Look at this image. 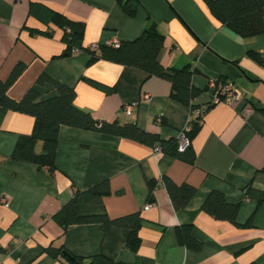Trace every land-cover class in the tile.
Listing matches in <instances>:
<instances>
[{"label": "crops", "instance_id": "0c3cea01", "mask_svg": "<svg viewBox=\"0 0 264 264\" xmlns=\"http://www.w3.org/2000/svg\"><path fill=\"white\" fill-rule=\"evenodd\" d=\"M137 1L139 8L130 17L117 0H0V79L6 80L21 62L26 69L9 89L13 99H20L46 72L73 88L75 105L95 120L136 123L163 139L178 138L190 130L193 112L171 99L167 80L107 60L89 64L91 56L84 51L66 56L63 31L28 10L37 3L83 22L85 48L133 41L155 23L164 36L158 62L166 69L194 67L192 84L200 91L194 104L209 106L191 142L194 163L129 139L63 126L57 170L49 174L34 164L11 160L18 139L31 134L34 118L0 109V198L9 201L8 207L0 204V264H71L62 254L49 255V247H64L83 259L80 264H92L99 256L122 264H264V33L237 36L211 15L203 0ZM249 51L259 53L262 64L249 57ZM212 79L232 83L241 101L210 105ZM92 81L115 91L106 93ZM38 91L41 100L57 95L50 85ZM126 106L132 107L130 113ZM246 108L251 109L248 115L243 114ZM164 177L195 188L184 209L174 210ZM103 181L110 194L79 196L78 214L116 219L138 212L142 227L136 252L126 244L125 228L103 231L98 224H83L64 231L54 218L74 191H87ZM149 181L157 183L153 202ZM212 191L238 205L236 224L202 210ZM148 203L153 206L145 210ZM184 225L191 226L192 237L202 244L199 250L179 243L177 228Z\"/></svg>", "mask_w": 264, "mask_h": 264}, {"label": "trees", "instance_id": "16d2710c", "mask_svg": "<svg viewBox=\"0 0 264 264\" xmlns=\"http://www.w3.org/2000/svg\"><path fill=\"white\" fill-rule=\"evenodd\" d=\"M211 15L219 23L231 30L241 38L256 37L264 33V0H203ZM122 11L130 16H135L139 2L137 0H117ZM28 14L53 22L62 31V40L65 43L64 54L71 55L75 51H84L90 54L89 64L98 60H107L122 66L132 67L143 71L147 77H158L167 80L171 85L170 97L174 101L188 107L191 112L198 106L194 101L200 91L192 84V77L197 70L191 65L183 68H164L158 62V54L163 48L164 36L155 23H150L133 41L120 43L119 48L110 44L99 45L97 51H90L82 46L85 24L74 21L51 9L37 3H31ZM32 34L50 35V31L31 30ZM248 56L262 64V57L255 51H249ZM26 69L24 63H17L6 80L0 79V109L11 110L34 118V126L30 135L21 136L14 148L11 160L21 163H30L37 166L38 170L47 171L49 174L56 172L55 157L58 146L59 130L61 127H70L80 130L96 131L104 135L136 141L147 146L159 147L160 151L173 157L194 163L195 152L192 148V139L200 128L199 119H193L190 130L185 132L188 145L179 150L178 138L163 139L156 134L148 133L136 123L120 125L117 121L105 122L95 120L91 114L79 109L75 101V90L51 78L42 72L34 84L18 100L9 96V89ZM95 87L101 88L106 93L115 91L114 87H105L96 82H91ZM50 85L56 90L57 95L41 100L39 86ZM209 106L207 107V109ZM41 150H37L38 144ZM163 186L166 189L175 211L184 209L195 195V188L187 185H176L169 178L164 177ZM149 189V202H153V189L157 186L154 181L147 183ZM105 196L110 194L107 181H103L87 191H74L71 199L54 215L64 231L71 225L98 224L103 231L111 226L122 227L129 231L126 244L136 252L141 241L139 231L142 227L140 214L133 213L124 217L110 219L106 215L80 216L77 211L78 198L81 195ZM202 210L216 220L228 221L236 224L238 205L228 202L224 195L212 191L202 205ZM178 241L188 249L197 251L202 244L196 241L191 234V226L184 225L177 228ZM62 252H67L64 247H49L47 253L57 257ZM68 253V252H67ZM74 257V256H73ZM71 264H80L82 258L75 257ZM92 264H122L113 262L105 257H94Z\"/></svg>", "mask_w": 264, "mask_h": 264}, {"label": "built area", "instance_id": "2783aa9c", "mask_svg": "<svg viewBox=\"0 0 264 264\" xmlns=\"http://www.w3.org/2000/svg\"><path fill=\"white\" fill-rule=\"evenodd\" d=\"M114 48H119L120 43L119 42H114L112 44ZM99 48V46L97 44H92L88 47V49L90 51H97ZM208 88L212 91V100L210 105H214L220 102H225L228 104H233L237 101H241L242 96L239 93V91H237L234 86L232 85V83H230L229 81H223L220 79H212L209 81L208 83ZM208 105H203L200 106L199 108L195 109L193 111V119H199V122L201 123L202 120V116L205 113V111L207 110ZM132 110L131 106H126L125 107V111L127 113H130ZM251 112L250 108H246L243 111V114H249ZM188 131V129H187ZM178 141H179V150H183L187 145H188V140L185 137V132L181 133V135L178 137ZM156 151H160V148L157 146L155 147ZM0 204L3 205L4 207H8L9 206V201L7 199V197L3 196L0 198ZM153 206V204L148 203L145 206V210L150 209Z\"/></svg>", "mask_w": 264, "mask_h": 264}, {"label": "water", "instance_id": "95a60500", "mask_svg": "<svg viewBox=\"0 0 264 264\" xmlns=\"http://www.w3.org/2000/svg\"><path fill=\"white\" fill-rule=\"evenodd\" d=\"M244 76H245L246 78H248V77L246 76V74H244ZM62 256H63L64 258H66L70 263H74V262L76 261L75 257H73L72 255H70V254L67 253V252H62Z\"/></svg>", "mask_w": 264, "mask_h": 264}]
</instances>
